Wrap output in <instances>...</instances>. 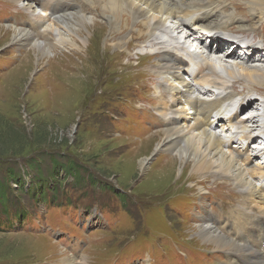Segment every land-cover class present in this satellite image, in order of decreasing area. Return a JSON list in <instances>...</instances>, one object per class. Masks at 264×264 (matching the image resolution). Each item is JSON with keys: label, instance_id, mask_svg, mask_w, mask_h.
<instances>
[{"label": "rangeland", "instance_id": "rangeland-1", "mask_svg": "<svg viewBox=\"0 0 264 264\" xmlns=\"http://www.w3.org/2000/svg\"><path fill=\"white\" fill-rule=\"evenodd\" d=\"M12 1L0 0V28L22 30L26 35H16V41L9 43L10 33L0 31V166L22 172L27 159L39 160L46 175L44 165L49 168L50 160L60 163L68 157L87 168L92 185L85 179L87 184L77 189L65 187L73 191L64 192L71 195L70 201H83L81 210L63 216L56 209L40 206L32 211V221L23 226L13 223L0 233V264H111L116 256L115 264H195L190 261L191 254L198 255L199 264H231L228 251L205 242L200 231L218 228L219 224L225 228L231 217L228 232L233 234L236 227L242 231L243 219L236 212L242 189L217 175L195 173L193 163L185 168L176 166L170 174L163 172L168 162L175 161L177 151L165 148V121L157 116L158 93L154 87L161 90V80L153 68L161 52L150 56L156 50L143 44L149 21L143 25L126 4L114 16L101 0H73L78 13L73 16L84 15L102 23L106 30L92 41L91 49L78 40L76 47L65 42L50 47L49 56L39 64L32 59L27 64L24 59L33 49L27 38L36 37L44 43L48 39L50 45L56 38L48 32L40 34L36 26L32 29L34 22L24 11V4ZM249 7V0H224L214 12L222 9L227 17L234 14L227 22L240 21V28L246 30L254 18ZM39 9L36 6L33 10ZM114 20L121 23V29L113 28L110 22ZM256 23L254 27L264 31V12ZM134 27L137 32L132 31ZM79 33L89 40V35ZM232 33L243 35L235 28ZM221 50L216 60L230 56L228 49ZM261 60L255 65H262ZM214 63L218 66L219 61ZM236 85L242 89L240 94L247 92L242 84ZM246 86L264 95V86ZM133 109L144 114L139 116ZM142 159H147L144 168L139 167ZM15 197L21 202L30 199L20 194ZM57 199L62 200L61 194ZM141 248L146 249L144 255L136 253ZM234 259L233 264H254L240 253Z\"/></svg>", "mask_w": 264, "mask_h": 264}, {"label": "bare ground", "instance_id": "bare-ground-1", "mask_svg": "<svg viewBox=\"0 0 264 264\" xmlns=\"http://www.w3.org/2000/svg\"><path fill=\"white\" fill-rule=\"evenodd\" d=\"M99 1L92 0L91 2L99 3ZM101 1L106 4L107 11H110L114 16L119 12L118 10L122 8L123 4H126L133 17L142 19L143 25H146L145 21H149L145 34L147 35V41L143 44H146V48L150 50H156L150 56L161 52L160 58H155L157 63L153 68L155 77H159L161 80V90L154 87L158 93L157 98L155 97L158 103L156 107L157 116L162 117V120L165 121L162 129L163 134L166 136L164 141L165 148L177 151L175 161L166 162L167 165L165 164L163 172L166 171L170 174L176 166H184L183 168H185L188 163H193L195 173H199L202 176L217 175L218 178L231 180L238 188L242 189L241 201L236 212L243 219V230L240 231L236 227L233 229V234L228 232L226 227L233 223V218L231 217L226 220L225 228L219 224L218 228L201 229L202 239L228 251L231 264L235 261L234 255L239 253L247 255L254 264H264V161H261V163L254 162L256 158L261 160H264V158H261L259 154H253V149L251 153H248V150L253 145L258 149L264 150V143H259L262 140L259 137L260 133L255 131L250 125L256 121L255 117L249 116L247 120L241 117L242 114L247 113L250 109H254L256 105L264 108V95L255 90H248V86H246L248 83L264 86V47L256 52L253 57L256 59L252 60L248 57L250 54L246 53L244 49L241 52L239 50L240 44H244L249 47L247 50L249 52L251 44L256 40H259L264 45V31L261 28L256 29L254 27L255 21H257L256 24L260 23L263 16L264 0H249L250 7L248 10L252 12L254 18H251L252 22L245 26L249 28L246 30L244 27L240 28L243 25L240 21L236 20L233 24L227 22L234 14L227 17L222 9L214 12V8L219 9L224 0ZM12 2L24 4V11L29 13L31 20L34 22L32 29L33 26H36V29L40 30L39 33L48 32L56 38V41H52L51 45L48 43V39L44 43L36 37L27 38V42L31 45L33 44V49L24 59L27 64L32 60L39 64L47 57L46 55L49 52L47 50L50 47L62 46V43L65 42L76 47L78 40L84 44L88 43L87 47L91 49L93 48L92 41L96 42L100 38L102 29L106 30L104 28L106 26L102 23L95 22L84 15L81 17L73 16L78 14H75L74 9L76 7L73 0H13ZM36 6L40 7L39 11L33 10L34 8L36 9ZM71 9L73 12H69ZM173 21L176 24L175 27ZM168 23H172V25H167ZM110 24H114V29H121L122 27L121 23L116 20L111 21ZM195 25L208 34L207 37L202 38L203 41L195 40L196 33L193 32ZM234 28L242 32V37L235 36L232 33ZM135 30L134 27L132 31ZM0 31L1 33H10L8 35L9 43L13 39L16 41V35L19 38L26 35L22 30L17 32V30L7 29L6 26L0 28ZM79 31H82L86 37L89 35V40L87 38L85 40L82 39ZM11 32L13 35H11ZM227 32L230 33L229 36L224 34ZM182 37L188 40L187 42L191 41L193 43L195 41L200 48V52L189 56L187 47L179 41ZM249 37L253 39H249ZM217 45H220L222 49L224 45L227 48L230 46L233 51L229 57L225 58L224 56L222 59L220 58L221 60H216L218 59L216 56L219 57V53L222 51L221 47ZM240 53H243V55ZM146 55L148 54L142 56L146 57ZM261 57H263L262 60ZM260 60L262 65H255ZM217 61H219L218 66L214 63ZM192 67L198 68L195 86L217 88L220 90L219 96L212 94V98H208L205 95L210 92L201 93L197 87L188 85L185 77L187 74L191 75L194 73ZM217 67V71L221 75L217 73ZM223 75L227 76L228 79L224 78ZM152 81L154 80L152 79ZM157 81L159 83V80ZM231 81L232 83H230ZM235 84H242L247 92L240 94L239 92L242 89L239 85L235 86ZM224 88L232 89L234 91L233 96H239L241 99L247 98L249 103L247 107H240V104H237L234 106L233 113L229 118L226 120L220 118L215 121L211 119V115L213 113H221L219 106L222 100L230 99L228 95L231 94L225 95L222 91ZM236 88H240V90ZM254 95L259 96V99H253ZM133 112L136 113L137 110L133 109ZM140 114L144 113L138 111L137 115L140 116ZM226 124H230V127L227 128ZM217 129H220V131L218 132ZM236 132L237 134L235 135ZM241 134L243 136H240ZM231 137L232 142L230 140ZM248 138L252 140L240 145L239 141ZM159 140L157 141L158 143ZM118 141L124 142L121 139H118ZM254 141L256 142L252 145ZM158 143L154 146L156 151L159 149ZM233 144H236L237 147H234ZM239 149L246 151L242 152ZM130 154H133V152ZM146 162L147 159H142L139 167L144 168ZM244 202H246L248 210L245 209ZM222 229L225 230V233H220ZM209 234L215 235L210 237Z\"/></svg>", "mask_w": 264, "mask_h": 264}, {"label": "trees", "instance_id": "trees-1", "mask_svg": "<svg viewBox=\"0 0 264 264\" xmlns=\"http://www.w3.org/2000/svg\"><path fill=\"white\" fill-rule=\"evenodd\" d=\"M65 160L60 163L50 160L49 168L44 165L46 175L42 173V164L39 160L35 163L32 159H27L26 169L22 172L18 169L13 170L11 167L9 169L6 165L0 166V233L8 230L13 223L22 225L28 219L33 220L32 211L40 206L49 210L57 209L63 216L71 215L72 211H79L84 207L83 201L77 204L74 203L75 199L70 201L71 195H64L66 190L69 191L65 187L74 190L73 188L77 189L81 184L92 185V174L76 160L68 157ZM85 179L87 183H84ZM27 185H30L29 188L26 187ZM97 189L101 190L102 186H98ZM17 194L30 199H22L23 202H21L19 197H15ZM59 194L62 196L61 201L57 199ZM101 210L110 213L108 209L101 208Z\"/></svg>", "mask_w": 264, "mask_h": 264}]
</instances>
